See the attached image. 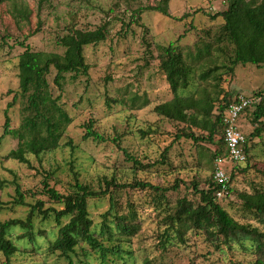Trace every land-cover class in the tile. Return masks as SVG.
Here are the masks:
<instances>
[{"label":"rangeland","instance_id":"rangeland-1","mask_svg":"<svg viewBox=\"0 0 264 264\" xmlns=\"http://www.w3.org/2000/svg\"><path fill=\"white\" fill-rule=\"evenodd\" d=\"M227 3L228 0H11L2 4L0 179L11 182L18 178L22 190L42 192V182L53 175L48 181L61 193H67L74 182L72 168L82 182L94 189L99 188L104 177L113 176L122 183L145 181L162 188H171L180 181L177 191L167 192L169 205L175 206L177 200L184 197L198 204L200 196L190 183H198L200 189L208 188L214 170V160L210 159L214 145L195 144L185 138L177 140L176 134L184 125L165 120L153 111L156 105L173 98L159 66L158 46L176 43L185 53L197 52L200 45L213 40L223 20L212 16L225 10ZM150 6L161 8L169 16L154 9L148 10ZM20 12L27 17L21 16ZM39 22L40 31L25 42L34 51L62 54L64 49L58 45V39L71 28L93 30L104 26L107 39L85 48L86 62L90 67L88 77L75 79L71 74L66 76L62 103L73 122L67 129L62 147L42 156L41 160L30 156V168L5 159L17 147L18 140L10 135L3 136L5 113L14 97L20 95L18 63L19 56L25 51L21 42L36 30ZM207 31L210 32L209 37L206 36ZM55 75L56 71L52 69L48 80L57 96L60 92L54 85ZM222 86L230 90L232 98L237 94L257 95L264 101V67L251 64L237 67L233 76H225ZM20 102L19 98L8 112L13 129L21 124ZM252 118L251 115L240 119L244 133L250 134L256 125L260 126L254 124ZM90 120L95 122L101 141L83 140L84 124ZM140 130H150L151 133L143 138ZM194 131L200 134L196 129ZM221 137L222 134H218L216 142ZM252 142L248 145L251 149L247 163L224 164L230 175L233 172L232 192L229 197L219 198L216 194V200L237 222L260 226L242 209L239 197L241 193L264 187V132ZM166 149L169 164L146 167L153 162L161 163ZM124 151L139 159L146 169L136 170ZM244 167L246 172L239 169ZM15 190L12 184L0 190V202L4 208L0 212L2 221L26 214L27 208H15L12 204ZM154 198L149 189L126 188L118 194L117 200L124 207L128 201L135 204L140 231L125 245L132 252V257H127L126 261L118 260L115 264H252L256 260L255 254L246 248L248 242L245 247L226 245L222 238L202 232L189 231L183 243L163 247L160 241L167 228L165 204L157 209ZM34 201L30 197L26 200ZM50 206L52 204L46 200V208ZM109 207L108 197L89 201L90 216L97 228L102 222V214ZM55 226L53 220L43 222L37 219L35 231L46 235L38 240V245L17 242L22 233L20 230L9 232L8 238L21 251L11 260L12 264H101L98 254L83 243L77 247L71 261L50 254L49 244L55 239ZM174 238L171 233L172 242ZM0 264H5L2 254Z\"/></svg>","mask_w":264,"mask_h":264},{"label":"trees","instance_id":"trees-1","mask_svg":"<svg viewBox=\"0 0 264 264\" xmlns=\"http://www.w3.org/2000/svg\"><path fill=\"white\" fill-rule=\"evenodd\" d=\"M10 1L0 0V6ZM147 9H154L169 16L158 7L150 6ZM20 14L27 17L21 12ZM212 17H221L222 25L215 32L213 40L200 45L197 52L185 53L176 43L158 46L159 66L166 76L173 98L156 105L153 111L165 120L184 125L183 130L176 134L177 140L185 138L195 144L202 142L214 145L210 159L214 160L215 169L217 158H228V148L224 141L225 112L242 95L237 94L232 98L230 90H225L222 86L225 76H233L237 67L248 64L264 67V0H228L226 9ZM40 28L41 22L36 30L21 42L25 51L19 56L18 63L20 95L14 97L5 113L3 136L10 135L18 140L17 147L11 150L5 159L17 161L30 168V156L41 160L42 156L52 154L62 147L67 129L73 122L62 103L66 76L71 74L75 79L79 76L88 77L90 67L86 62L85 48L98 45L107 39L104 26L93 30L71 28L58 39V45L64 49L62 54L34 51L25 42L40 31ZM206 36L209 37L210 32L207 31ZM52 69L56 71L54 85L60 92L57 96L53 94L48 80ZM252 97H260L261 101L252 112V109L246 110L242 117L252 115V122L260 126L256 125L250 134L245 133L248 145L253 143L252 139L261 137L264 132V101L261 96ZM19 98L22 104V119L18 128L13 129L8 112ZM146 106L147 103L144 104V107ZM94 124L93 120L84 124L83 140L101 141L102 136L96 131ZM194 129L200 134H196ZM150 133V130H140L143 138ZM218 134H222V137L216 142ZM67 145L71 146V143ZM250 149L251 147L247 146L248 157ZM124 152L136 170L146 169L139 159L127 151ZM164 153L161 163L153 162L146 167L169 164L168 149ZM239 169L246 172L245 167ZM71 170L74 182L67 193H61L50 185L48 180L53 175H49L42 182V192L22 190L18 178L11 182L0 179V190L11 184L15 186L12 202L14 207L27 208L22 217L6 221L0 219V254L5 257V264H12L11 260L21 253L15 242L8 238L9 232L20 230L22 233L17 242L22 244L38 245V240L44 239L45 233L35 231L38 218L43 222L53 220L56 223L55 239L50 242L48 250L52 255L57 254L71 261L77 247L83 243L98 254L101 264L126 261L127 257H132V252L125 245L140 231L135 204L128 201L124 207L117 200L118 194L126 188L149 189L153 192L157 209L165 204L167 228L161 237L162 246L183 243L189 231L202 232L210 237L220 240L222 238L226 245L240 244L245 247L248 242L247 250L256 256L252 264H264V187L254 188L252 192L239 195L242 209L252 215L260 225L257 226L237 222L219 205L216 194L221 190V185L214 180V170L208 188L200 189L198 183H190L193 191L200 196L198 204L184 197L177 200L175 206L169 205L167 192L177 191L179 183H182L180 181L171 188H162L145 181L122 183L117 176H113L104 177L99 188L94 189L82 182L73 168ZM230 177L227 197L232 192V171ZM28 197L32 201L35 199L34 203L26 202ZM106 197L109 198L110 207L102 214V222L97 228L90 216L89 201ZM46 200L52 206L46 208ZM2 208L0 202V212ZM171 233L175 237L173 242Z\"/></svg>","mask_w":264,"mask_h":264},{"label":"built area","instance_id":"built-area-1","mask_svg":"<svg viewBox=\"0 0 264 264\" xmlns=\"http://www.w3.org/2000/svg\"><path fill=\"white\" fill-rule=\"evenodd\" d=\"M261 101L260 98L247 97L240 95L236 102L232 103L224 115V141L228 148V158H217L215 160L214 180L221 185V190L217 193L218 197L228 195L230 184V174L225 169L226 162L233 164H245L248 161L246 148L248 141L245 133L241 130L240 119L246 110L255 109Z\"/></svg>","mask_w":264,"mask_h":264},{"label":"crops","instance_id":"crops-1","mask_svg":"<svg viewBox=\"0 0 264 264\" xmlns=\"http://www.w3.org/2000/svg\"><path fill=\"white\" fill-rule=\"evenodd\" d=\"M242 118H243V117H242ZM243 119H244V118H243ZM243 119H242V120H243ZM241 122H242V121H240V124H241ZM240 126H242V125H240Z\"/></svg>","mask_w":264,"mask_h":264}]
</instances>
